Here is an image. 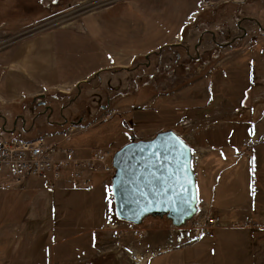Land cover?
I'll return each mask as SVG.
<instances>
[{
  "label": "crops",
  "instance_id": "1",
  "mask_svg": "<svg viewBox=\"0 0 264 264\" xmlns=\"http://www.w3.org/2000/svg\"><path fill=\"white\" fill-rule=\"evenodd\" d=\"M201 1L203 0H106L110 4L105 9L84 14L66 28L34 34L17 46L7 48L0 54V60L7 58L3 65L4 70L0 73L3 81L0 97L5 102V107L10 105L8 111L11 114H14V105L28 109L25 103L29 99H32L34 106L36 97L39 99L40 95L46 96L49 91L59 90L61 86L70 83L65 81L69 76L81 78L76 83L79 84L94 75L99 76L104 70L128 68L135 59L160 53L163 49L166 51L171 47L174 49L169 50L166 59L171 57L172 50L183 48L189 58L192 55V60H205L204 66L211 64L208 57H203L208 51L214 56L229 51L230 54L218 58L212 66L213 77L217 76L218 72L227 71L229 73L225 76L228 81L231 80V74L227 64L246 61L245 69H249V73L243 75L244 93L253 96L255 91L251 90L250 81L255 75L264 77V35L254 33V29L264 31V7L258 4L249 5L246 2L237 4L235 1L222 4L224 1H221L216 3V19L208 23L204 15L200 16ZM237 12L244 14L238 20L235 18ZM174 23L178 24V27L172 33ZM236 29L241 35H236ZM230 34H235V40L223 42ZM69 44L72 45L71 49ZM237 47L241 50L236 49ZM192 48L194 54L190 52ZM14 65L23 76L18 79L17 87L7 94L8 72ZM14 90L18 91L17 95ZM254 99L255 96L250 99L249 105L245 102L246 108L243 107V111L232 114L229 109L227 116L215 118L211 133L207 134L203 141L197 138L201 143L195 142L196 145H193L180 135L192 149V167L195 175L196 168L201 165L208 164V167H212L225 161L221 172L226 173L228 170L227 183L231 181L235 186L231 195L218 197L221 200H217L216 193L212 198L205 196L202 199L196 175L199 213L207 204H216L218 201L225 204L223 202L229 199L234 200L229 201L231 204L226 203L231 206L226 207L224 212L221 208L215 209L220 222L214 232L208 235L212 238L209 239L211 246L208 250L210 254L217 256L215 261L205 259L203 253L202 246L205 241H209L203 237L208 236L181 231L182 234L173 238L170 233L174 230L169 229L166 230L169 235L162 240L164 235L156 228L153 229L156 232L147 237L146 230L140 229H130V232L124 230L125 234L120 231L114 235L113 239H117L114 246L122 249V252L126 247V251L133 255L130 262L120 259L110 264H140L139 259L146 261L145 264H264V100L257 102ZM245 112L249 115L244 116ZM18 117H15V125L18 124ZM241 126L243 132L240 131ZM70 128L72 133H76L75 126ZM39 132L45 133V130ZM205 141L209 144H202ZM241 187L246 190L244 197L240 195ZM17 188L18 186L15 189ZM78 189L82 188L76 189L80 194L81 190ZM76 197L79 196L75 193L69 195L70 209L67 211L74 208ZM80 197L82 203L85 197ZM40 213L35 216L31 211L24 212L21 217L24 229L15 232L0 231V264H57V249L63 243H72L77 236L73 234L67 239L57 240L59 229L54 230L53 226L47 234L44 228L40 227V222L43 221L39 217ZM51 218L55 223L56 214L51 215ZM238 220H253L259 223L261 228L241 229L232 226V223ZM32 221H37L38 225H33ZM109 224L111 223L107 222L104 226ZM97 229L92 234L95 239L100 233ZM46 234V242L41 241L37 246V242ZM79 234L85 235L82 232ZM109 235L108 232L107 237ZM142 243L143 247H140L138 244ZM99 247L95 248V252L99 253ZM80 250L84 251L85 248ZM64 252L69 257L76 253L70 252L69 249ZM87 257L86 261L72 259L67 264H92L90 256Z\"/></svg>",
  "mask_w": 264,
  "mask_h": 264
},
{
  "label": "rangeland",
  "instance_id": "2",
  "mask_svg": "<svg viewBox=\"0 0 264 264\" xmlns=\"http://www.w3.org/2000/svg\"><path fill=\"white\" fill-rule=\"evenodd\" d=\"M221 1H224L222 4L227 1H235L237 4L246 2L249 5L258 4L264 7V0H238V2L236 0H203L199 3V7L202 9L200 16L204 15L208 23L214 21L216 19L215 11L218 10V8H215V4ZM87 3L94 4L86 5ZM109 4L110 2H106V0H0V43L3 41L6 43L8 39L15 36L17 37V42L12 45L15 47L34 34L66 28V26L82 15L105 9ZM93 9L97 10L91 11ZM243 15L237 12L236 20ZM177 27L178 24L174 23L172 33L175 32ZM236 33V35H241V32L237 29ZM254 33L256 35H264L263 30L254 29ZM234 36L235 34L227 35L223 42L229 43L235 40ZM236 44L240 45L239 43ZM69 46V49H71L72 45L69 44ZM241 46H244V44H241ZM20 48L21 45L18 50ZM170 49L174 48L171 47ZM170 49L166 51L163 49L160 53H153V55L135 59L136 61L125 69L110 68L104 70L99 76L94 75L88 78L87 82L76 84L81 78L69 76L70 78L65 81L70 83L60 87L63 91L58 92L60 91L58 89V91H49L45 96V100L49 101V105L52 104L54 106L52 116L43 115V108L33 106L32 99L25 103L26 107H29L28 109H25L24 106L17 107L14 105L12 107L14 114L8 111L10 105L7 106L8 130L12 136L8 137L32 139L37 137L36 135L47 134L51 136L50 142H64V146H72V142L79 140V138L91 137L94 133L102 131L101 129L117 128L120 124H123L125 126L123 128V136L117 139L120 141L119 143L111 145L112 143L107 141L105 142L106 144H92V146L88 147L98 150L108 149L114 154L132 141L150 140L160 132L167 130L176 131L189 143L196 145L195 142H200L197 138H201V141H203L207 134L211 133L212 122L215 118L227 116L229 109H231L232 114L237 111H243V107L246 108L245 102L247 101L246 104L249 105L253 96H255L254 101L261 102L264 100V77L255 75L254 79L250 81L251 90L255 91L253 96H247L244 93L243 85H245V79L243 80V75L249 73V69H245L246 61L244 60L227 64L231 74L230 81L225 76L229 73L227 71L224 73L218 72L216 73L217 76H212L214 71L212 66L218 58L230 54L229 51H225L219 56H214L211 51H208V54L205 53L203 57H208L207 59L211 61V64L204 66L205 60L194 62L183 48L172 50L173 54L166 59ZM236 49L240 48L237 47ZM5 50H1L0 54ZM190 52L194 54L195 51L192 48ZM239 59H241V56H239ZM6 62L7 58L0 60V73L3 72V65ZM135 68L138 71L135 72L133 70ZM220 75L222 77H219ZM22 76L23 74L20 73L19 68L14 65L8 72L9 85L7 86V94L17 87L18 79ZM1 85L3 86L2 78H0V88ZM67 91L70 93H67ZM14 93L18 94V91L14 90ZM120 99H123L122 103H118ZM40 101L37 99L34 104H38ZM131 105L141 106L143 109L140 112H134L131 110ZM66 107H68L67 112L71 114L69 121L72 123L68 122L69 124L67 123L65 126L59 125V129L49 125L52 122H60V116L62 117V110L60 109H66ZM186 107L191 109H185ZM19 114L21 117H18V124L15 125V117ZM245 115L248 116L249 114L245 112ZM64 117H68V113H65V111ZM71 126H75L76 133L70 131ZM24 130L28 134L24 133ZM39 130H45V133H40ZM240 131L243 132L242 126ZM70 132L71 134H69ZM99 134L103 136L102 133ZM133 136H135L136 140L131 138L132 141H130V137ZM103 139H106V137ZM207 141L211 142L210 139H207ZM208 142L205 141L202 144L208 145ZM224 162L212 167H208L207 164L196 168L198 189L202 199L205 196L212 198L214 193H216L218 195L217 200H221L218 197L226 194L231 195L234 192V183L231 181L227 183L228 170L226 173L221 172ZM105 183L107 184L105 185L107 191L101 187L97 194L86 192V199H83L82 203L80 194L76 192L75 194L79 197H76L74 208L70 211H67L70 206L64 204L68 201V197L64 196L70 195L72 192H65L64 190L56 194L50 189L44 188L41 185L42 183L37 180L30 179L19 184L17 189L0 191V231L9 230L15 232L19 229H24L25 225L21 224V217L24 212L31 211L35 216H38V213L41 212L39 217L43 221L40 222V227H43L44 232L48 234L54 220L49 215H43V210L45 206L51 208L55 205L57 198H59L62 203L56 204V206L60 207L55 213V224L60 234L57 240L67 239L73 234L77 237L71 241L72 243H63L57 249V264H67L72 259L86 261L88 260L87 256H90L89 259L92 260V264H110L120 259L130 262L133 253L126 251V247L122 252V249L114 246L117 240L113 239L114 235L116 236L120 231L125 234V231L130 232V229L146 230L145 237H147L156 232L153 229L158 228L157 230H161L164 235L162 240L169 235V231H166L169 229L174 230L173 233H170L173 238L182 234L183 232L180 233L181 231L199 233L197 231L199 225L196 226V221L200 223L209 215L219 216L215 209L221 208L222 212H224L226 207L231 206L226 203L231 204L230 202L234 201L229 199L227 202H223L225 204L220 201L216 204H207L204 206L205 209H201L200 213L198 209L196 218L194 216L186 225L182 226H176L172 219L167 216H149L141 223L133 224L118 216L113 185L108 180ZM70 187L73 189L78 188L75 186ZM245 191L241 187L240 195L244 197L246 195ZM94 201L96 202L95 205ZM87 205H89L88 210L85 208ZM198 205L197 208H200ZM102 211L103 215L105 212L107 213V217L104 216L105 219L111 224L114 223L113 221H117L119 223L118 227L112 228L111 224L105 227L101 225L100 220L95 223V221H90L87 216V213H89L88 215L91 218L96 219V216L100 215ZM247 223L238 220L232 223V226L242 229L247 228ZM96 228L100 232L96 237L97 240L92 236ZM215 228L210 229L211 234ZM113 230L115 231L113 232ZM79 232L85 235L82 236ZM108 232L111 237L110 235L107 237ZM147 232L149 233L148 235ZM47 234L40 238L37 246L40 245L41 241L46 242ZM199 234L208 236L205 232H200ZM16 235L18 236V234ZM203 238L212 239L209 236ZM210 242V240L204 242L202 246L203 253L205 259L215 261L217 256L210 254L208 250L211 246ZM134 245H137V243L135 242ZM138 245L143 247V243ZM96 247H99V253L95 252ZM83 248L85 250L81 251L80 249ZM68 249L70 252L76 253L69 257L64 252ZM80 252L85 254L86 257ZM105 253L108 254L97 256ZM145 262L139 259L140 264H145Z\"/></svg>",
  "mask_w": 264,
  "mask_h": 264
},
{
  "label": "water",
  "instance_id": "3",
  "mask_svg": "<svg viewBox=\"0 0 264 264\" xmlns=\"http://www.w3.org/2000/svg\"><path fill=\"white\" fill-rule=\"evenodd\" d=\"M113 165V193L121 219L139 224L148 216H167L182 226L197 215L192 149L176 131L126 144L115 152Z\"/></svg>",
  "mask_w": 264,
  "mask_h": 264
},
{
  "label": "built area",
  "instance_id": "4",
  "mask_svg": "<svg viewBox=\"0 0 264 264\" xmlns=\"http://www.w3.org/2000/svg\"><path fill=\"white\" fill-rule=\"evenodd\" d=\"M6 47L5 41L0 43V51ZM2 104L5 103L0 99V191L16 188L30 179L39 181L50 190H60L66 185L88 189L94 183L92 173H105L110 179L108 182L112 181L114 155L108 149L78 151L61 145V142H50L51 136L47 134L32 139L9 138L12 136ZM219 222L218 215H209L200 223L196 221V226L199 225L197 231L211 235L210 229ZM247 222V228H261L253 220Z\"/></svg>",
  "mask_w": 264,
  "mask_h": 264
},
{
  "label": "trees",
  "instance_id": "5",
  "mask_svg": "<svg viewBox=\"0 0 264 264\" xmlns=\"http://www.w3.org/2000/svg\"><path fill=\"white\" fill-rule=\"evenodd\" d=\"M142 107L141 106H136V105H134V106H132V111H134V112H140V111H142ZM185 109H191V108H188V107H186ZM103 125H105V124H103ZM102 125V126H103ZM125 126L123 125V124H120L117 128H107V129H101L102 131H100L99 133H102L103 134V136H100V134L99 133H94L93 134V136H91V137H85V138H79V140H77V141H73L72 142V146H69V147H73V148H75V149H77L78 151L79 150H93V148H90V147H88V146H92V144L93 145H99L100 143H105V142H107V141H110L112 144L111 145H113V144H117V143H119L120 141H118L117 139L118 138H121L122 136H123V128H124ZM106 137V139H103V138H105ZM64 144V142H61V145H63ZM106 144V143H105ZM101 145V144H100ZM110 145V146H111ZM64 146V145H63ZM96 149V148H95ZM92 176H93V179H94V183H93V185H92V187L91 188H83V189H78V190H81L80 191V195L81 196H83V197H85L86 195H85V193L86 192H91V193H94V194H97V192L100 190V188L102 187V188H104L106 191H107V188H106V186L105 185H107L106 183H105V181L106 180H108L109 181V177H108V175L107 174H105V173H92ZM40 183V182H39ZM42 185V184H41ZM43 186V185H42ZM44 187V186H43ZM65 190V192L67 191V192H72V193H76V192H78L76 189H73V188H71L70 186H64L62 189H60V190H52V192H54V193H58L59 191H64ZM64 197H69V195H67V196H64ZM107 198V197H106ZM85 199H86V197H85ZM68 201H69V198H68ZM68 201L66 202V203H64V204H68ZM62 203V201L59 199V198H57V201H56V203H55V205H53L51 208H49V207H47V206H45V208H44V210H43V215H49V217L52 215L53 216V214L54 213H56V211L58 210V208L60 207V206H56V204L58 205V204H61ZM91 203V202H90ZM89 203V204H90ZM96 204V202L94 201V205ZM89 205H87V208H86V210H88L89 208ZM89 213H87V216H88V218L90 219V221H95V223H97V221L98 220H100V223H101V225H106L107 224V220L105 219V217L104 216H106V212H105V214L103 215V211L100 213V215H98V216H96V219H93V218H91L89 215H88ZM107 217V216H106ZM149 217V216H148ZM150 217H152V216H150ZM151 219H154V218H151ZM155 220V219H154ZM35 223L38 225V223H37V221H32V224L33 225H35ZM94 223V224H95ZM54 230H57L58 228H57V225L53 222V227H52Z\"/></svg>",
  "mask_w": 264,
  "mask_h": 264
},
{
  "label": "flooded vegetation",
  "instance_id": "6",
  "mask_svg": "<svg viewBox=\"0 0 264 264\" xmlns=\"http://www.w3.org/2000/svg\"><path fill=\"white\" fill-rule=\"evenodd\" d=\"M226 3H228V1L226 2ZM216 5V4H215ZM218 6L216 5L215 6V8H217ZM192 56V55H191ZM191 56H190V58H191ZM192 59V58H191ZM193 61L194 62H196L197 60L196 59H193ZM38 99V98H37ZM36 99V100H37ZM39 100H41L38 104H34V106H36V108H40V107H42L43 108V115H48V116H52V114H53V112H54V106L51 104V105H49V101L48 100H45V95H44V97H42V98H39ZM123 102V99H120L119 101H118V103H122ZM129 105V104H128ZM131 106H134V105H131ZM60 110H62V112H61V114H62V117L59 115V113H57L58 114V116H60V122H55V123H51V124H49V125H51V126H54L55 128H57V129H59V127L60 126H65V125H67V123L69 122L70 124L72 123V122H70L69 121V119H70V116H71V114L69 113V112H67V110H68V107H66V109H60ZM64 111H65V113H68V117H64ZM42 113H40V114H42ZM17 116H19V117H21V115L19 114V115H17ZM39 116V115H38ZM111 117V116H110ZM51 118V117H50ZM80 119H82V118H80ZM24 120V119H23ZM107 120H108V117H107ZM68 123V124H69ZM16 124H17V122H16ZM60 125V126H59ZM37 127V126H36ZM25 131V130H24ZM56 132V131H55ZM24 133H26V134H28L26 131L24 132ZM135 139V136H133V137H130V139ZM132 139L130 140V141H132ZM136 140V139H135ZM195 220V219H194Z\"/></svg>",
  "mask_w": 264,
  "mask_h": 264
},
{
  "label": "bare ground",
  "instance_id": "7",
  "mask_svg": "<svg viewBox=\"0 0 264 264\" xmlns=\"http://www.w3.org/2000/svg\"><path fill=\"white\" fill-rule=\"evenodd\" d=\"M237 2H238V0H236ZM241 1H243V0H241ZM90 4H94V3H87L86 5H90ZM95 10H97V9H93V10H91V11H95ZM17 42V37H15V36H13V37H11L7 42H6V45L8 46V47H6L5 49H7V48H9V46H12L14 43H16ZM4 49V50H5ZM133 70H135V72L136 71H138V69H133ZM134 72V71H133ZM102 73V72H101ZM88 81V79H86V80H83L82 82H87ZM60 91H58V92H61V91H63L62 89H59ZM65 91V90H64ZM69 91V90H68ZM67 91V93H70V92H68ZM0 99L2 100V98L0 97ZM4 102V101H3ZM5 103V102H4ZM5 105L6 104H2V108H5L6 109V107H5ZM6 113H7V110H6ZM8 120H7V128H8ZM113 155H115V153L113 154ZM114 157V156H113ZM110 184L112 185L113 183H112V181L110 182ZM43 185V184H42ZM66 186H69V185H66ZM44 188H46L45 186H44ZM46 189H48V188H46ZM114 222V221H113ZM116 225H118V223H112L111 224V226H112V228H114ZM116 230V229H115ZM115 230H113V232L115 231Z\"/></svg>",
  "mask_w": 264,
  "mask_h": 264
},
{
  "label": "snow or ice",
  "instance_id": "8",
  "mask_svg": "<svg viewBox=\"0 0 264 264\" xmlns=\"http://www.w3.org/2000/svg\"><path fill=\"white\" fill-rule=\"evenodd\" d=\"M185 203H187V202L185 201Z\"/></svg>",
  "mask_w": 264,
  "mask_h": 264
}]
</instances>
